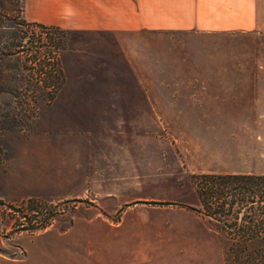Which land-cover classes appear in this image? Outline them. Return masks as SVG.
<instances>
[{
  "label": "rangeland",
  "instance_id": "1",
  "mask_svg": "<svg viewBox=\"0 0 264 264\" xmlns=\"http://www.w3.org/2000/svg\"><path fill=\"white\" fill-rule=\"evenodd\" d=\"M53 28L26 22L22 0H0V256L21 254L20 231L62 229L75 215L106 210L116 221L126 207L127 216L143 213L137 222L146 230L165 235L173 215L203 214V175L264 174V122L199 118L218 94L203 92L188 73L264 68V33L145 32L153 44H127L126 66L110 44L99 51L93 36ZM246 104L253 108L245 116H264V100ZM231 198L230 208L205 215L225 261L264 264L259 206ZM35 204L49 211L44 228L34 229L44 220L32 217Z\"/></svg>",
  "mask_w": 264,
  "mask_h": 264
},
{
  "label": "crops",
  "instance_id": "2",
  "mask_svg": "<svg viewBox=\"0 0 264 264\" xmlns=\"http://www.w3.org/2000/svg\"><path fill=\"white\" fill-rule=\"evenodd\" d=\"M22 17L26 22L93 36L92 44L99 51L110 44L127 64V44H153L141 37L145 32L262 34L264 0H22ZM188 73L195 82L201 80L194 84L201 85L203 92L218 94L209 100L210 105L202 106L206 115L199 118L213 124L264 122L260 112L243 114L253 108L246 102L264 100V68L221 64L192 68ZM118 105L127 108V101ZM106 211L75 215L62 229L49 226L26 235L20 231L15 247L21 254L1 255L0 264H227L217 232L200 212L173 215L165 224L166 234L155 236L137 222L144 221L143 213L127 216L126 207L123 216L113 221L112 211Z\"/></svg>",
  "mask_w": 264,
  "mask_h": 264
},
{
  "label": "trees",
  "instance_id": "3",
  "mask_svg": "<svg viewBox=\"0 0 264 264\" xmlns=\"http://www.w3.org/2000/svg\"><path fill=\"white\" fill-rule=\"evenodd\" d=\"M53 29L60 32L62 31L58 28ZM202 178L200 186L196 187L198 189L199 200L204 209V212H201L204 215L210 217L211 214H216L217 211L211 212V214L206 212V209H210L211 207L214 209L213 207H224V205H227V207L230 208L233 203H235V200H232L231 197L239 196V201L244 204H246L247 201H249V203H257L259 206L257 212L260 217L259 225L264 224V174H208L203 175ZM226 198L231 199L227 202L224 200ZM254 198H256V201L253 200ZM35 205L38 206V208L30 206L32 209L30 212L32 211L33 213L31 215L33 218L34 216L39 218L40 221L44 219L43 223L39 226V228H44L48 225V222L45 219L50 217V215H48L49 211L41 204ZM41 206H43V212L40 211L42 208ZM38 214L42 217L40 218ZM36 218L34 220H36Z\"/></svg>",
  "mask_w": 264,
  "mask_h": 264
},
{
  "label": "built area",
  "instance_id": "4",
  "mask_svg": "<svg viewBox=\"0 0 264 264\" xmlns=\"http://www.w3.org/2000/svg\"><path fill=\"white\" fill-rule=\"evenodd\" d=\"M35 228L39 229V226L37 225V227H35Z\"/></svg>",
  "mask_w": 264,
  "mask_h": 264
}]
</instances>
